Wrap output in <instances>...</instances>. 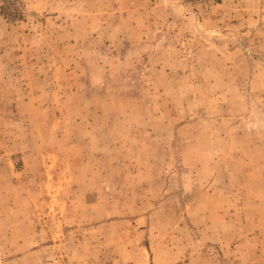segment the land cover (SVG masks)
Returning <instances> with one entry per match:
<instances>
[{"label":"rangeland","instance_id":"1","mask_svg":"<svg viewBox=\"0 0 264 264\" xmlns=\"http://www.w3.org/2000/svg\"><path fill=\"white\" fill-rule=\"evenodd\" d=\"M0 264H264V0H0Z\"/></svg>","mask_w":264,"mask_h":264}]
</instances>
